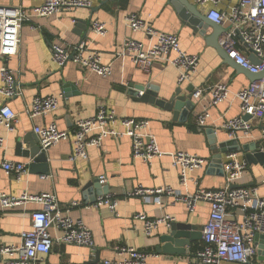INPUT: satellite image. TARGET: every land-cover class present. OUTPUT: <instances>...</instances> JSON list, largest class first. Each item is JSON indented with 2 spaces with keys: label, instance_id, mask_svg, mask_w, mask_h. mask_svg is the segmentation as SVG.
I'll return each instance as SVG.
<instances>
[{
  "label": "crops",
  "instance_id": "crops-1",
  "mask_svg": "<svg viewBox=\"0 0 264 264\" xmlns=\"http://www.w3.org/2000/svg\"><path fill=\"white\" fill-rule=\"evenodd\" d=\"M92 6L64 11L59 15L39 17L34 9L39 2L33 0H5L2 3L11 6H22L31 15L20 33L18 53L8 59L0 57V67L3 63L16 73L21 83L23 93L18 97L7 98L0 92V107L9 104L17 113L18 121L14 130L8 131L0 125V136L6 139V145L0 150V189L10 195L21 196L24 192L37 194L51 192L56 195L59 205L75 220L81 219L91 229L94 235L95 247L79 246L61 243L55 240L46 261L52 264H96L105 259H114L117 254L114 248L127 244L152 253L147 264H189L197 261V253L203 247L202 229L210 214V204L199 201L195 210L190 211L182 203H172L166 199L159 205L150 196L147 198L130 196V192L138 185L146 188L170 185L181 192L178 169L173 166V154L178 150L197 154L207 160L206 164L192 173L202 188H218L226 184L224 167L220 163L213 165V157L220 154L222 164L226 153L214 149L212 138L206 129L216 130V142L222 143L231 139L223 128V123L241 113V103L234 94L248 86L251 81L234 67L224 63L218 51L208 42L212 34L209 27L203 34L183 17L189 14L178 0H91ZM190 4H197L188 0ZM238 0H232V4ZM211 4L198 8L208 15ZM225 8L227 5H220ZM137 14L150 23L156 30L177 34L181 47L191 55L199 57V65L191 81L182 85L178 82V70L163 62H156L151 72L142 71L127 57L119 56L120 43L130 37L149 43L150 38L143 32H134L126 18ZM99 20L105 23L108 33L105 36L95 34L91 28H85V22L91 25ZM84 21V22H82ZM79 24L83 27H79ZM86 35V37H84ZM226 38L223 34L220 43ZM86 42L88 50L97 51L102 62L111 64L113 73L103 77L95 72L81 68L73 61L59 66L53 59L51 47L53 43L66 45L71 52L80 42ZM239 47L248 52L242 43ZM256 60L259 59L255 56ZM217 83L228 85L231 96L217 105L209 106L211 101L210 89ZM132 85L154 84L159 89V97L168 99L175 90L182 86L195 89L202 88L204 93L196 99L197 105L187 118L174 120L173 112L167 111L155 104L138 101L129 91ZM3 81L0 77V88ZM75 85L64 90L65 86ZM76 88V90L74 89ZM60 96L59 108L48 115L30 117L26 109L36 96ZM104 105L116 111L119 117L147 118L151 121L150 129L156 136L161 153L151 162L134 158L132 141L129 137H109L101 147H89L88 157L76 162L70 160L73 151V138L62 140L46 150L49 171L41 173L30 170L20 179L7 175L2 167L5 160L23 161L30 164L29 158L19 155L16 149L17 141L26 135H36L34 127L49 125L56 122L61 130L72 131L78 118L93 117L99 106ZM209 106V116L204 127L196 125L197 116ZM248 137H242L241 143L259 141L261 131L256 125ZM118 129H122L120 125ZM29 144H24V149ZM240 159H245L243 152H238ZM246 160V159H245ZM42 175H48L46 179ZM104 176L106 181L100 179ZM264 167L261 164H249L248 170L240 184L257 186L258 193L264 197ZM100 183L99 187L84 189L90 182ZM112 194L118 201L116 212L107 207H95L98 196ZM189 191H193L191 186ZM78 202V205H73ZM39 205L33 202L24 203L11 209L0 207V245L20 246L22 232L31 226V213ZM145 212L151 218L169 215L174 218L162 222L153 236L146 237L144 222L136 219L135 215ZM170 222L190 223L197 227L194 239L187 246L188 253H165L158 250L163 245L161 237L169 231ZM54 239L60 237L61 230L51 227ZM264 245V238L257 241ZM257 259L260 264L264 260ZM3 264V263H0ZM221 264H243L239 262L222 261Z\"/></svg>",
  "mask_w": 264,
  "mask_h": 264
},
{
  "label": "built area",
  "instance_id": "built-area-1",
  "mask_svg": "<svg viewBox=\"0 0 264 264\" xmlns=\"http://www.w3.org/2000/svg\"><path fill=\"white\" fill-rule=\"evenodd\" d=\"M0 0V57L8 59L18 53L20 33L23 25L31 19V15L22 6H11ZM39 2L34 9L35 15L47 17L59 15L64 11L92 6L91 0H33ZM197 5L212 6L208 19L216 24L228 27L226 38L221 43L228 50L229 57L252 73L264 70V0H194ZM226 4L225 8L220 5ZM126 21L132 31H141L150 38L144 43L135 38H128L120 43L119 56L129 58L142 71L151 72L156 62L175 67L180 85L191 81L199 65V57L187 53L180 44L177 34L156 30L145 19L137 14H130ZM92 31L101 36L108 33L105 23L95 20ZM247 48L243 51L239 44ZM53 59L59 66L73 61L83 69H88L103 77L113 73L112 65L102 62L97 51L88 50L86 42L82 41L71 52L66 45L53 43L51 47ZM250 55H255L259 63H253ZM0 77L3 85L0 92L7 98L18 97L23 93L21 83L16 73L7 63L0 67ZM209 106L217 105L231 96L228 85L217 83L210 89ZM204 89H196L195 96L201 97ZM142 94V92H141ZM241 103V113L223 123V128L231 139L240 140L251 135L256 122L259 124L261 138L264 139V79L251 82L234 94ZM60 105V96H36L28 105L26 112L30 117L45 116L55 112ZM196 118V125L204 127L209 116V109ZM251 118L246 120L245 116ZM18 121L16 111L7 103L0 107V125L8 131L14 130ZM120 125L122 129H118ZM151 121L147 118L119 117L115 110L104 105L99 106L97 113L90 118H78L72 131L61 130L56 122L49 125L34 127L41 148L47 150L62 140L73 138V151L70 160L76 162L88 157L89 147H101L109 137L121 138L127 136L132 141V155L151 163L161 149L156 136L150 129ZM6 145V139L0 136V150ZM239 153L227 154L223 163L226 174V184L218 188H202L192 173L202 168L207 160L197 154L178 150L173 154V166L178 169L179 183L185 192L170 186L146 188L136 186L130 196L142 198L152 197L162 205L166 199L172 203L182 202L190 211L195 210L199 201L210 204V214L202 229L203 247L197 253V261L189 264H221L222 261L239 262L243 264H260L257 259L259 245L258 234H264V197L258 193L255 185L240 184L248 170V162L238 157ZM2 167L7 175L20 177L28 171L29 164L23 161L5 160ZM48 175H42L46 179ZM102 182L106 179L100 177ZM264 183V179L261 180ZM193 191H189V187ZM118 199L112 194H102L94 202L95 207H107L116 212ZM33 202L39 208L31 213V226L22 232L20 246L0 245V263L3 264H52L46 261L55 240L61 243L75 244L90 248L95 247L94 235L91 229L81 219L75 220L63 210L55 194L42 192L32 194L24 192L21 196L10 195L0 189V207L11 209L24 203ZM73 205H78L74 202ZM144 222L146 237L153 236L162 222L172 221L169 215L151 218L145 212L135 215ZM61 230L60 237L54 239L50 229ZM117 257L105 259L96 264H147L152 253L139 250L134 246L120 244L114 248Z\"/></svg>",
  "mask_w": 264,
  "mask_h": 264
},
{
  "label": "water",
  "instance_id": "water-1",
  "mask_svg": "<svg viewBox=\"0 0 264 264\" xmlns=\"http://www.w3.org/2000/svg\"><path fill=\"white\" fill-rule=\"evenodd\" d=\"M178 2L183 5L189 14L183 13V17L188 20V22L196 27L203 34L207 30L212 28V34L208 36V42L216 48L220 57L223 59L224 63H227L229 66L234 67L238 72L245 74L251 82H255L261 79H264V70L259 73H252L249 70L245 69L241 65L235 62L232 58L229 57L228 50L222 45L219 40L223 34L228 33V27L216 24L215 22L208 19V16L198 8L196 4H190L188 0H178ZM84 22V21H82ZM85 28H91L92 24L88 25V22H85ZM79 27L83 25L79 24ZM86 37V35H84ZM250 59L253 63H259L255 55H250ZM75 85H68L64 87V90L69 91ZM130 93L138 100L144 103L155 104L167 111L173 112L174 120L181 119L185 120L188 114L195 110L197 102V97L195 96L196 89L192 86L184 88L182 86L178 87L175 92L168 98L159 97V89L154 84L150 85H132L130 84ZM76 90V88H74ZM142 92V94H141ZM250 115H246L245 119H250ZM208 135L212 138L213 150L220 149L222 153L230 154L235 152H243L245 154V159L249 164H261L264 167V139L259 141H252L248 143H241L238 139H229L222 143H217L215 139L216 130L213 128L206 129ZM29 144V148L24 149V144ZM17 152L19 155L29 158L30 170H39L41 173H47L49 167L47 165V154L46 150L41 148L39 138L37 135H26L25 137L17 141L16 146ZM222 157L220 154L213 157L212 164L217 165L220 163L222 167ZM101 185L100 180L97 182H90L85 185L84 189L89 187H99ZM104 193H108L107 189H104ZM197 227L190 223H181V222H170L169 231L167 234L162 235L161 241L163 245L158 247V250L165 253H176V254H186L187 246H190L192 241L197 238V233H195ZM264 238V234H258L256 237L257 241ZM259 254L262 255L260 259L264 260V245L259 246Z\"/></svg>",
  "mask_w": 264,
  "mask_h": 264
}]
</instances>
